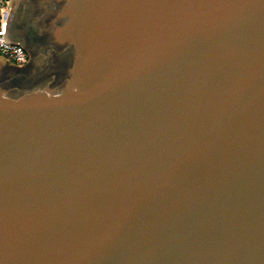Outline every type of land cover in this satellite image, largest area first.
Wrapping results in <instances>:
<instances>
[{
    "label": "water",
    "instance_id": "water-1",
    "mask_svg": "<svg viewBox=\"0 0 264 264\" xmlns=\"http://www.w3.org/2000/svg\"><path fill=\"white\" fill-rule=\"evenodd\" d=\"M0 264H264V0H11Z\"/></svg>",
    "mask_w": 264,
    "mask_h": 264
},
{
    "label": "built area",
    "instance_id": "built-area-1",
    "mask_svg": "<svg viewBox=\"0 0 264 264\" xmlns=\"http://www.w3.org/2000/svg\"><path fill=\"white\" fill-rule=\"evenodd\" d=\"M10 1L0 0V57H3L10 65H17L19 69H24L30 59V53L20 42H5L3 38Z\"/></svg>",
    "mask_w": 264,
    "mask_h": 264
}]
</instances>
